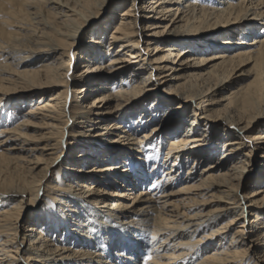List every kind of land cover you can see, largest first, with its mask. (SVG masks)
Here are the masks:
<instances>
[{"label":"bare ground","instance_id":"obj_1","mask_svg":"<svg viewBox=\"0 0 264 264\" xmlns=\"http://www.w3.org/2000/svg\"><path fill=\"white\" fill-rule=\"evenodd\" d=\"M261 226L264 0H0V264H264Z\"/></svg>","mask_w":264,"mask_h":264},{"label":"rangeland","instance_id":"obj_2","mask_svg":"<svg viewBox=\"0 0 264 264\" xmlns=\"http://www.w3.org/2000/svg\"><path fill=\"white\" fill-rule=\"evenodd\" d=\"M111 7H112V5H111ZM110 9V8H109ZM94 26H96V25H94ZM93 26V27H94ZM92 26L91 27H88V30H86L87 32L89 31V30H91L92 28H93ZM85 31V32H86ZM83 40L84 41H86V40H88V38H89V35H88V33H87V35L85 34V35H83ZM247 68H249V67H247ZM246 68V69H247ZM255 175V174H254ZM256 176V175H255ZM252 180V179H251ZM250 179H247L246 180V183L247 184H250L252 181H251ZM249 218H250V216H249ZM260 230H264V227H260L259 228ZM259 229H257V230H259ZM253 230V229H252ZM257 230H255V231H257ZM254 251H253V254H254V256H255V258L257 257L258 259H264V252H263V250L260 248H258V249H253Z\"/></svg>","mask_w":264,"mask_h":264}]
</instances>
